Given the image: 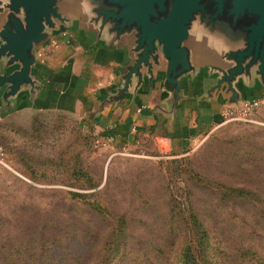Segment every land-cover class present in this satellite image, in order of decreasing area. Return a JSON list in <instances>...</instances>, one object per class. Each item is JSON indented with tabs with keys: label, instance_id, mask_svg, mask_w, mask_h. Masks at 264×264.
Returning a JSON list of instances; mask_svg holds the SVG:
<instances>
[{
	"label": "rangeland",
	"instance_id": "obj_1",
	"mask_svg": "<svg viewBox=\"0 0 264 264\" xmlns=\"http://www.w3.org/2000/svg\"><path fill=\"white\" fill-rule=\"evenodd\" d=\"M248 100L262 102L255 97L242 102ZM38 119L35 128L33 118L28 126L16 120L0 124L6 163L0 164V245L9 240L0 247L2 257L29 240V255L43 252L50 264L71 258L91 264L111 234L106 223L121 216L128 221L124 238L131 251H151L142 247L159 235L156 224L168 219L171 207L182 221L190 202L200 208L207 199L202 184L264 191V102L253 121L215 127L180 157L161 152L153 141L113 147L65 114L44 112ZM245 158L255 161L246 167ZM253 204L228 207L244 212ZM225 224L217 225L216 232L227 231ZM258 235L256 240L264 238V230ZM243 239V246L252 240L249 235ZM126 251L115 252L109 264H123Z\"/></svg>",
	"mask_w": 264,
	"mask_h": 264
},
{
	"label": "crops",
	"instance_id": "obj_2",
	"mask_svg": "<svg viewBox=\"0 0 264 264\" xmlns=\"http://www.w3.org/2000/svg\"><path fill=\"white\" fill-rule=\"evenodd\" d=\"M59 11L65 22L57 23L33 51L36 61L30 76L34 85L22 87L6 102L0 89V124L16 120L28 126L34 115L56 112L77 119L83 129L92 130L99 141L113 147H139L153 141L173 157L185 154L222 124V109L230 93L222 88L207 94L218 77L211 68L222 63L213 48L196 38L188 41L194 71L179 79L180 97L175 104L163 88L164 68L156 70L152 79L143 69L141 80L132 77L124 97L114 101L110 98L122 87L124 68L132 63L130 42H113L99 34L68 0ZM17 68L14 65L6 71ZM235 89L240 104L252 97L264 102V87L256 78L239 80Z\"/></svg>",
	"mask_w": 264,
	"mask_h": 264
},
{
	"label": "water",
	"instance_id": "obj_3",
	"mask_svg": "<svg viewBox=\"0 0 264 264\" xmlns=\"http://www.w3.org/2000/svg\"><path fill=\"white\" fill-rule=\"evenodd\" d=\"M64 0H0V89L2 100L22 87L33 86L30 71L34 49L44 43L57 23L65 22ZM87 16L88 25L112 38L130 42L132 60L121 76L122 87L110 99L121 100L132 77L145 69L152 79L164 68L163 88L175 104L179 79L194 71L188 41L213 48L222 62L208 90L230 93L226 106L240 104L235 84L259 80L264 87V0H68ZM18 65L16 70L7 69Z\"/></svg>",
	"mask_w": 264,
	"mask_h": 264
},
{
	"label": "trees",
	"instance_id": "obj_4",
	"mask_svg": "<svg viewBox=\"0 0 264 264\" xmlns=\"http://www.w3.org/2000/svg\"><path fill=\"white\" fill-rule=\"evenodd\" d=\"M40 116L41 114L34 115L32 127L35 128L38 125ZM40 133L43 132L37 135ZM3 137L0 129L1 149V146L5 145ZM254 161L245 158L244 165L247 167ZM261 178L264 179V174ZM202 186L207 199L202 205L199 204L200 208L193 206L190 202L186 220L183 218L181 221L179 212L171 207L168 219L162 218L159 224H156L160 226L159 235L154 241L147 242V246L142 247V249L150 248L151 251L142 250L135 253L131 251L133 248H130L131 242L124 238L128 225L124 216H121L114 224L106 223L111 227L109 232L111 234L104 240L91 264H109L115 256L114 253L122 247L127 250L121 260L123 264H264V238L255 239L259 236L258 232L264 230V208H260L263 205L264 191L243 190L221 182H216L214 185L205 183ZM98 194L99 192H95V195L98 196ZM238 203L254 204L249 209L242 208L245 209L244 212H236L228 207L229 204ZM85 206L99 212L95 204L87 203ZM209 218H212L214 222L211 223L212 220ZM224 223H227L225 224L227 231L216 232L217 225H224ZM91 227L96 228L94 224H91ZM248 235L252 240L243 246L241 240H245L243 238ZM8 242L9 240L3 242L0 247ZM29 243L27 240L26 244H19L10 254L0 256V264L53 263L43 252L29 255L27 252ZM75 256L81 258L79 255ZM59 264H81V262L71 258Z\"/></svg>",
	"mask_w": 264,
	"mask_h": 264
},
{
	"label": "built area",
	"instance_id": "obj_5",
	"mask_svg": "<svg viewBox=\"0 0 264 264\" xmlns=\"http://www.w3.org/2000/svg\"><path fill=\"white\" fill-rule=\"evenodd\" d=\"M262 102L260 100H248L241 102V104L237 107H226L224 106L222 109V117L223 122H232V121H244V122H251L253 121L254 113L257 109H259ZM221 124V125H222ZM5 157L2 149L0 148V164L6 166L4 162Z\"/></svg>",
	"mask_w": 264,
	"mask_h": 264
}]
</instances>
